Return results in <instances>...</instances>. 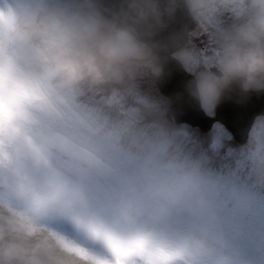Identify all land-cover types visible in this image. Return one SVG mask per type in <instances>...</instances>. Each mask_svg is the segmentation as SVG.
<instances>
[{
    "label": "clouds",
    "instance_id": "clouds-1",
    "mask_svg": "<svg viewBox=\"0 0 264 264\" xmlns=\"http://www.w3.org/2000/svg\"><path fill=\"white\" fill-rule=\"evenodd\" d=\"M219 2L239 22L217 72L195 81L204 104L232 83L264 89V0ZM152 61L133 28L99 13L0 0V264H251L221 215L225 178L167 131L79 103Z\"/></svg>",
    "mask_w": 264,
    "mask_h": 264
},
{
    "label": "water",
    "instance_id": "water-1",
    "mask_svg": "<svg viewBox=\"0 0 264 264\" xmlns=\"http://www.w3.org/2000/svg\"><path fill=\"white\" fill-rule=\"evenodd\" d=\"M106 19L133 28L137 39L157 57L161 74L156 86L169 101L177 125L208 132L221 124L238 144H244L254 120L264 116V90L245 91L238 83L225 87L219 96L214 117L203 111L195 93V78L173 57L180 52L193 30L194 22L185 0H92ZM143 16V18H141Z\"/></svg>",
    "mask_w": 264,
    "mask_h": 264
},
{
    "label": "trees",
    "instance_id": "trees-1",
    "mask_svg": "<svg viewBox=\"0 0 264 264\" xmlns=\"http://www.w3.org/2000/svg\"><path fill=\"white\" fill-rule=\"evenodd\" d=\"M54 2L81 11L79 0H54ZM88 4L90 7L93 6L91 2ZM210 6L214 7L217 24L225 30L224 33L239 22L233 6L221 4L219 0H212ZM139 97L141 99H138L137 110L127 112L126 116L136 117L140 125L150 131L158 129L167 131L181 145L186 155L193 159L203 158L210 171L226 179L220 192L221 215L228 227H238L242 230L249 242L248 251L252 253L257 251L259 257H262L264 255V180L260 179L263 169L257 167L256 160L259 159L254 155L255 153L243 147L220 149L207 134H201L185 125L177 126L171 118L155 120V115L158 116L159 112L149 116L144 104L158 111L156 104L144 98L145 96ZM79 103L88 108L100 109L110 119L125 118L112 112L95 92H85L79 97ZM251 264H264V262L251 260Z\"/></svg>",
    "mask_w": 264,
    "mask_h": 264
},
{
    "label": "rangeland",
    "instance_id": "rangeland-1",
    "mask_svg": "<svg viewBox=\"0 0 264 264\" xmlns=\"http://www.w3.org/2000/svg\"><path fill=\"white\" fill-rule=\"evenodd\" d=\"M187 1V0H186ZM91 0H79L80 10L83 12H96V8L88 4ZM212 0H206L205 7L199 12H193V19L195 22L194 30L189 37V44L184 51L178 56V59L190 70L193 75L197 77L202 73H211L209 70L213 69L217 72V62L221 56L220 38L225 34V30L218 26V19L213 12L214 7H211ZM160 74V67L158 60L153 56V61L150 65L141 66L136 69L134 74L126 78L120 83H115L107 86L102 91L95 92L101 101L106 103L119 117H127V112H134L139 106L138 99L144 97L153 101L158 108V111L152 107L144 104L146 113L149 116L156 112V119L171 118L174 121L175 113L169 111L168 102L164 99L158 88L156 87V79ZM141 99V98H140ZM201 101V100H200ZM148 103L147 100H145ZM216 102V101H215ZM212 104H204L201 101L202 107L208 115H211L215 106ZM145 114V112H144ZM146 115V114H145ZM259 130V136L254 137V133ZM205 135V134H204ZM209 139L217 144L220 149H229L236 147L235 142L230 135L225 133L224 129L219 125H214L213 129L207 133ZM264 138V121H257L255 129L251 134L250 140L245 144V147L255 153L258 157L257 167L264 170V151L261 146ZM244 147V148H245ZM251 260L258 261V252L248 251Z\"/></svg>",
    "mask_w": 264,
    "mask_h": 264
},
{
    "label": "flooded vegetation",
    "instance_id": "flooded-vegetation-1",
    "mask_svg": "<svg viewBox=\"0 0 264 264\" xmlns=\"http://www.w3.org/2000/svg\"><path fill=\"white\" fill-rule=\"evenodd\" d=\"M188 44H189V41H188ZM213 71V69H210V71ZM261 90H263V89H261ZM216 102H217V100H216ZM216 102H215V104H216ZM213 114V113H212ZM260 120H262V121H264V117H260V118H258L257 120H255V122H254V124H253V126H252V128H251V131H250V133H249V137H248V141L250 140V137H251V134H252V132L254 131V129H255V125H256V123H257V121H260ZM247 141V142H248ZM264 151V150H263Z\"/></svg>",
    "mask_w": 264,
    "mask_h": 264
}]
</instances>
